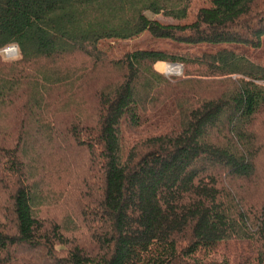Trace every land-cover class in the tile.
Returning a JSON list of instances; mask_svg holds the SVG:
<instances>
[{
  "label": "trees",
  "instance_id": "trees-1",
  "mask_svg": "<svg viewBox=\"0 0 264 264\" xmlns=\"http://www.w3.org/2000/svg\"><path fill=\"white\" fill-rule=\"evenodd\" d=\"M0 130V264H264V0H0Z\"/></svg>",
  "mask_w": 264,
  "mask_h": 264
},
{
  "label": "rangeland",
  "instance_id": "rangeland-1",
  "mask_svg": "<svg viewBox=\"0 0 264 264\" xmlns=\"http://www.w3.org/2000/svg\"><path fill=\"white\" fill-rule=\"evenodd\" d=\"M159 19L165 21V22H171V19L165 18L163 16H158ZM148 40V35H143L139 38V40H132L130 44H135L139 42H145ZM159 65V66H158ZM156 69L165 74L166 76H178L181 75L183 72L182 66L179 64H173L169 62H161L156 64ZM172 69V70H171ZM97 112V103H94L93 105H89L88 107L85 108V113L87 114H92ZM2 131V130H0ZM3 133V132H2ZM7 135V134H6ZM8 137V136H7ZM35 139H36V154H34V158L37 159L38 157L44 160V163L47 162V164L50 166L49 168L51 169L52 167L55 166L56 162V155L55 153L52 154V152H48L42 149L43 146H46V141H45V136H42L41 134H35ZM33 153V151H32ZM33 156V154H32ZM37 156V157H36ZM46 156V157H45ZM2 202V201H1Z\"/></svg>",
  "mask_w": 264,
  "mask_h": 264
},
{
  "label": "built area",
  "instance_id": "built-area-1",
  "mask_svg": "<svg viewBox=\"0 0 264 264\" xmlns=\"http://www.w3.org/2000/svg\"><path fill=\"white\" fill-rule=\"evenodd\" d=\"M2 52L5 54L8 58L16 57L18 54V50L16 46H10L2 50Z\"/></svg>",
  "mask_w": 264,
  "mask_h": 264
},
{
  "label": "crops",
  "instance_id": "crops-1",
  "mask_svg": "<svg viewBox=\"0 0 264 264\" xmlns=\"http://www.w3.org/2000/svg\"><path fill=\"white\" fill-rule=\"evenodd\" d=\"M158 63H161V62H158ZM159 66V65H158Z\"/></svg>",
  "mask_w": 264,
  "mask_h": 264
},
{
  "label": "bare ground",
  "instance_id": "bare-ground-1",
  "mask_svg": "<svg viewBox=\"0 0 264 264\" xmlns=\"http://www.w3.org/2000/svg\"><path fill=\"white\" fill-rule=\"evenodd\" d=\"M172 70V69H171Z\"/></svg>",
  "mask_w": 264,
  "mask_h": 264
}]
</instances>
